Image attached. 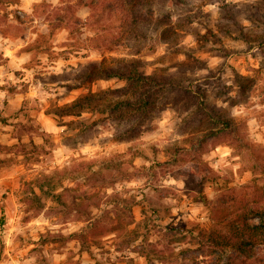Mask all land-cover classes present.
<instances>
[{
  "label": "clouds",
  "instance_id": "clouds-1",
  "mask_svg": "<svg viewBox=\"0 0 264 264\" xmlns=\"http://www.w3.org/2000/svg\"><path fill=\"white\" fill-rule=\"evenodd\" d=\"M0 264H264V0H0Z\"/></svg>",
  "mask_w": 264,
  "mask_h": 264
}]
</instances>
